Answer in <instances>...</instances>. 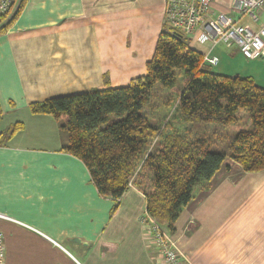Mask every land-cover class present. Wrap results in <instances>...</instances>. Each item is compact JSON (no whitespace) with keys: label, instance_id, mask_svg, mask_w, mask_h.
Listing matches in <instances>:
<instances>
[{"label":"crops","instance_id":"obj_1","mask_svg":"<svg viewBox=\"0 0 264 264\" xmlns=\"http://www.w3.org/2000/svg\"><path fill=\"white\" fill-rule=\"evenodd\" d=\"M212 3L217 12L230 11V0ZM165 5L23 0L0 35V213L30 227L0 220L6 264H163L142 223L145 196L130 187L118 202L102 198L85 165L62 151L66 135L59 124L33 115L30 105L126 87L146 75ZM201 33L187 36L188 44L203 57L217 56L218 73L250 78L264 89V59L199 40ZM15 125L21 130L7 139ZM162 229L185 264H264V171L247 173L228 160L174 231Z\"/></svg>","mask_w":264,"mask_h":264},{"label":"trees","instance_id":"obj_2","mask_svg":"<svg viewBox=\"0 0 264 264\" xmlns=\"http://www.w3.org/2000/svg\"><path fill=\"white\" fill-rule=\"evenodd\" d=\"M209 68L187 36L165 22L146 75L126 87L33 103L30 111L59 124L66 135L62 151L85 165L102 198L118 202L134 187L145 196L148 215L174 231L184 209L197 193L210 189L228 160L247 173L264 171V89L250 78L227 77ZM177 72L183 76L177 105L181 120L232 129L235 135L226 151L212 152L207 140L190 139L174 127L152 149L161 126L152 125L143 111L157 85L178 90ZM21 128L15 125L6 138Z\"/></svg>","mask_w":264,"mask_h":264},{"label":"built area","instance_id":"obj_3","mask_svg":"<svg viewBox=\"0 0 264 264\" xmlns=\"http://www.w3.org/2000/svg\"><path fill=\"white\" fill-rule=\"evenodd\" d=\"M22 2L23 0H0V20L13 18ZM212 2L213 0H166L165 22L185 36L194 35L201 29L199 40L209 41L213 45L223 44L227 49L236 47L248 60L264 59V0H230V11L234 18L227 13L217 12ZM203 62L211 68L218 66L220 59L206 55ZM0 220L27 226L2 213ZM142 223L150 241L158 249L163 264H185L181 251L158 222L146 213ZM0 264H6V247L1 230Z\"/></svg>","mask_w":264,"mask_h":264},{"label":"rangeland","instance_id":"obj_4","mask_svg":"<svg viewBox=\"0 0 264 264\" xmlns=\"http://www.w3.org/2000/svg\"><path fill=\"white\" fill-rule=\"evenodd\" d=\"M227 14L230 17H235L231 13V11H228ZM11 19L0 20V28H2ZM222 66L219 64L216 67L209 68V70L213 73L220 74L218 72H221L220 70ZM176 75L178 90L171 91L162 88L160 85H157L154 90L153 98L151 99L148 107H146L145 109L149 116V122L154 126H161V134L158 139V145L161 143L162 137L164 136V132H162L163 129L166 128L168 132L171 127H174L180 133L189 136L191 139L203 138L207 140L209 149L212 152L226 151L229 143L232 141L235 135V132L232 129L213 124H185L181 120L177 105L179 98V89H182L183 86V76L179 72H177ZM115 120V117L111 118V121Z\"/></svg>","mask_w":264,"mask_h":264}]
</instances>
